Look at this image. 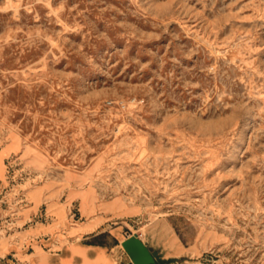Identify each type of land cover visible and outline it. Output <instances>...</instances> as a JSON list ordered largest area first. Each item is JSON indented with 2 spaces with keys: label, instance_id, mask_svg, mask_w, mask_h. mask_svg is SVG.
I'll return each instance as SVG.
<instances>
[{
  "label": "rangeland",
  "instance_id": "obj_1",
  "mask_svg": "<svg viewBox=\"0 0 264 264\" xmlns=\"http://www.w3.org/2000/svg\"><path fill=\"white\" fill-rule=\"evenodd\" d=\"M0 177L20 230L79 191L160 264H264V0H0Z\"/></svg>",
  "mask_w": 264,
  "mask_h": 264
},
{
  "label": "crops",
  "instance_id": "obj_2",
  "mask_svg": "<svg viewBox=\"0 0 264 264\" xmlns=\"http://www.w3.org/2000/svg\"><path fill=\"white\" fill-rule=\"evenodd\" d=\"M19 151L11 150L4 156V163L9 155ZM69 199L76 201L79 207L80 221L77 223L69 220L70 205L64 206V203L53 206L55 215L49 214L53 204H31L26 212L28 218L26 213L23 215L21 230L17 227L19 218H13L12 233L16 231L19 236L0 247V264H133L122 242L137 234L131 231L128 221L140 210L113 200L100 202L89 198L84 202L79 191L71 193ZM0 217L5 222L4 214L0 213ZM138 236L156 257V248L153 249L142 235Z\"/></svg>",
  "mask_w": 264,
  "mask_h": 264
},
{
  "label": "water",
  "instance_id": "obj_3",
  "mask_svg": "<svg viewBox=\"0 0 264 264\" xmlns=\"http://www.w3.org/2000/svg\"><path fill=\"white\" fill-rule=\"evenodd\" d=\"M122 247L133 264H157L154 254L136 234L122 242Z\"/></svg>",
  "mask_w": 264,
  "mask_h": 264
},
{
  "label": "built area",
  "instance_id": "obj_4",
  "mask_svg": "<svg viewBox=\"0 0 264 264\" xmlns=\"http://www.w3.org/2000/svg\"><path fill=\"white\" fill-rule=\"evenodd\" d=\"M0 203H2V200H1V202ZM17 206H19V204L17 205ZM77 210V209H76ZM73 212V210H71V213H70V217L72 218V219H75V217H76V214H73L72 213ZM13 218H15V214H12L11 216H7L6 218H5V222H4V219H2L1 217H0V231L2 232H5L6 233V235L8 234V232H12V230L15 228V226H14V220H12ZM7 220V221H6Z\"/></svg>",
  "mask_w": 264,
  "mask_h": 264
},
{
  "label": "bare ground",
  "instance_id": "obj_5",
  "mask_svg": "<svg viewBox=\"0 0 264 264\" xmlns=\"http://www.w3.org/2000/svg\"><path fill=\"white\" fill-rule=\"evenodd\" d=\"M167 246L170 247L171 249L177 248V250L180 248V244H179L178 240L175 237H173L171 239L170 238L168 239Z\"/></svg>",
  "mask_w": 264,
  "mask_h": 264
},
{
  "label": "trees",
  "instance_id": "obj_6",
  "mask_svg": "<svg viewBox=\"0 0 264 264\" xmlns=\"http://www.w3.org/2000/svg\"><path fill=\"white\" fill-rule=\"evenodd\" d=\"M161 262H162V264H164V263H165V262H163V261H161ZM157 264H160V263H158V262H157Z\"/></svg>",
  "mask_w": 264,
  "mask_h": 264
}]
</instances>
